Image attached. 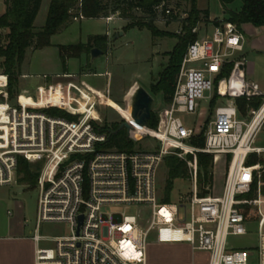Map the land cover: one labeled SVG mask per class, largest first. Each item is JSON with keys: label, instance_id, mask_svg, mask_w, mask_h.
<instances>
[{"label": "built area", "instance_id": "1", "mask_svg": "<svg viewBox=\"0 0 264 264\" xmlns=\"http://www.w3.org/2000/svg\"><path fill=\"white\" fill-rule=\"evenodd\" d=\"M191 31L198 34L197 26ZM243 41L236 23L221 21L187 45L160 131L138 125L126 131L130 140H136L138 129L156 138L146 149L103 147L107 135L99 132V101L77 80L43 82L10 100L7 76L0 74V186L29 188L19 182L20 161L37 173L32 186L38 189L36 222L30 236L34 264H148L151 237L206 253L204 264H264V166L246 164L251 155L264 158V147L252 146L264 124V95L246 79ZM229 64L228 75L217 79ZM53 89L61 103L51 101ZM135 91L126 97L128 108ZM214 93L224 102L207 123L203 147H193L189 140L198 134L200 121L185 126L178 114L202 115L200 102H210ZM254 97L262 99L258 108H250L249 118L240 117L235 99ZM54 108L64 115L46 113ZM122 121L133 123L131 113ZM197 152L227 158L217 191L213 182L198 190L195 159H186L187 153ZM171 155L186 161L191 182V190L176 202L165 200L157 180L164 158ZM42 224H65L69 234L41 235ZM252 236L254 245L229 242Z\"/></svg>", "mask_w": 264, "mask_h": 264}, {"label": "rangeland", "instance_id": "2", "mask_svg": "<svg viewBox=\"0 0 264 264\" xmlns=\"http://www.w3.org/2000/svg\"><path fill=\"white\" fill-rule=\"evenodd\" d=\"M49 1L43 0L41 3L34 21L35 30L40 29L45 21ZM167 3L169 9H172L177 14V20L169 24L157 22L155 25L161 31L177 33L180 31L181 20L186 16L188 3L182 0H169ZM197 3L201 10H208L212 17H221L222 10L219 0H197ZM240 5L241 2L237 0L232 3L231 7L238 8ZM2 12H4V1L0 0V14ZM203 22L205 23L204 18ZM126 25L127 23L125 21L117 18H112L107 24L104 19H81L67 23L51 37V46L39 50L27 49L19 69L20 73L26 74L27 77L21 78L19 76L17 86L25 87L32 91L36 85L42 84L43 82L54 83L56 81L76 80V78L63 79L57 77L56 74L67 72L81 75V79L93 88L99 90L108 88L110 99L107 103L105 100L102 101V99H99V112L108 127L121 123L124 118L128 119L131 113V107H127L129 99L126 97L129 96L131 91L141 87L152 96L151 111H154L159 119V125L154 130L159 132L166 117L168 104L163 103L160 95H154L150 92V84L166 64V54L172 50L176 43V38L152 37L146 28L126 27ZM106 31L108 35L106 53L94 59H91L90 55L86 53L81 54L78 58H69L66 60L65 70L63 69L57 48L58 45L83 44L89 35L105 34ZM6 33V29H0V44L4 43ZM203 36L204 33L199 32V37L202 38ZM1 63L2 59L0 58V74L2 73ZM87 67L92 70L89 72L95 71L96 74L101 73L104 75H83L82 72L88 71ZM43 75H46L48 78L44 79ZM262 80L264 81V78ZM204 94L205 96L208 95L207 92ZM51 96L56 101L62 102L58 90L53 89L50 94ZM222 102H224V99H217L216 105L213 109L209 110V101L202 100L199 105V110L202 112V115L197 116L196 113L190 115L178 114V117L185 126H193L194 122L199 120L198 134H200L206 128L207 123L213 118L216 106ZM250 108L252 107H248L246 110L245 119L249 118ZM46 113L53 116L59 115L51 111H46ZM134 137L136 140L131 141L135 149L153 147L157 141L150 133L148 134L146 129L135 130ZM252 146L264 147V124L255 135ZM259 157L261 158L262 156ZM226 163V157H215L212 155L211 173L212 182L215 184V191L220 188L222 183ZM165 179L166 167L163 164L157 172L158 184L162 189H164ZM190 183L189 179L174 180L169 193L170 202H176L180 194L189 192L191 190ZM37 197L38 189L36 187L27 188L13 184L1 185L0 222L3 219L4 224L5 220L8 219L18 234L29 238L34 231L36 222ZM112 210L121 211V209ZM127 213H131V211ZM38 232L41 235L58 236L69 234V229L65 224H42ZM229 242L235 247L254 245L255 237H232L229 239ZM149 245H152V250L158 252L170 250L168 247L156 245L153 237L150 238ZM175 251L177 252V250ZM201 261H204V259ZM21 264H26L24 258Z\"/></svg>", "mask_w": 264, "mask_h": 264}, {"label": "trees", "instance_id": "3", "mask_svg": "<svg viewBox=\"0 0 264 264\" xmlns=\"http://www.w3.org/2000/svg\"><path fill=\"white\" fill-rule=\"evenodd\" d=\"M169 0H50L46 12L45 21L38 30L34 28V21L39 12L42 0H4V12L0 15V29H6L5 40L0 44V58L2 59V73L7 76V94L10 100H14L18 93V78L21 75L20 66L27 49H43L51 46L50 39L67 23L75 18L100 19L110 15L127 23L126 27L146 28L152 37H175L176 43L172 50L166 54L167 62L150 84V92L160 95L164 104H169L173 95L175 79L178 73L183 55L187 45L194 41L197 33H192L204 18L208 20V12L197 7V0H182L188 3V10L185 18L181 20L180 33H169L161 31L156 27L157 22L169 24L177 20V14L169 9ZM237 0H219L227 20L240 24L248 23L255 27L264 28V0H239L240 8L234 10L231 6ZM177 5V4H176ZM169 9L170 14L165 16V10ZM214 25L218 21H212ZM106 35H90L84 44L58 45L59 56L65 70L66 60L78 58L82 53L89 54L91 48H98L106 53ZM231 64L218 75L217 79L226 77ZM219 99L216 93L209 102V110L213 109ZM262 99L254 97L252 101L245 98H236L235 103L240 117L246 115L248 107L258 108ZM51 112L59 115L64 113L56 108ZM158 116L154 111L150 113L147 127L157 128L159 125ZM119 124L108 127L103 119V125L99 132L106 133L107 141L105 148L117 150H131L133 142L127 137L125 129H118ZM205 130V129H204ZM189 144L196 148H202L204 144V131L189 140ZM187 160L195 159L196 162V184L198 190L203 186L212 184V155L204 153H187ZM229 159V156H228ZM260 163L264 166V158L251 155L246 161L247 165ZM166 167V179L164 184L165 200H169V193L172 183L176 179H186L188 169L186 161L175 155L167 156L163 160ZM19 182L31 188L36 180V171L30 170V166L19 162ZM201 194V193H200Z\"/></svg>", "mask_w": 264, "mask_h": 264}, {"label": "crops", "instance_id": "4", "mask_svg": "<svg viewBox=\"0 0 264 264\" xmlns=\"http://www.w3.org/2000/svg\"><path fill=\"white\" fill-rule=\"evenodd\" d=\"M197 7H198V3H197ZM239 8L240 6H238V8H233V9L238 10ZM198 9L200 8L198 7ZM221 10H222V15L221 17H218V18L212 17L209 11L206 10L208 12V20L205 21V23L202 20L198 24L197 26L198 36H199V32H203L205 34V33H209L212 31L214 27V24L212 22L213 20H216L218 22L228 21L227 16L222 6H221ZM113 18H116V17H113ZM100 19H104V18H100ZM105 23L107 24L108 22L105 21ZM239 27L243 34V38H244L243 50L240 54L245 58V61H246V66H245L246 79L256 83L260 91L263 94L264 93V81L262 80V78H264V28L255 27L248 23L240 24ZM92 35H106L107 40H108L107 31L105 32V34L102 33V34H92ZM87 70H88L87 72L84 71L82 72V74L92 75V76L104 75L101 73L96 74L95 71L89 72V71H92L91 68H88ZM56 75H59V76L73 75L74 78H76L77 82H79V84L81 83V85H83V87L86 90H88L89 92L93 93L96 96L98 101L99 99H102V101L105 100V102L107 103V101L110 99V92L107 87L103 90L93 88L87 83H85L83 79H81V75L70 74L67 72H63L62 74H56ZM20 77L26 78L27 76L26 74H21ZM63 79H66V78H63ZM22 91H31V90L25 87H21V86L18 87V93H21ZM50 99L53 103H61V102L56 101L54 97L52 96L50 97ZM98 112H99V108H98ZM99 114L101 115L100 112ZM101 117L103 118L102 115ZM152 245H148L147 247V263L148 264H204L206 262V258H207L206 253L193 251L188 245L183 244V243H174V244L156 243V245L158 246H165V247H168V249H170V250L162 251V252L152 250V247H151ZM175 250H177V252ZM179 251L182 254H180ZM23 258L25 259L26 264H34V261H33L34 244L33 242L31 241L30 237L27 238L21 234H18L16 232V229L13 228V225L8 219L5 220L4 224H3V219H1V222H0V264H21V261H23ZM202 259H204V261H201Z\"/></svg>", "mask_w": 264, "mask_h": 264}, {"label": "water", "instance_id": "5", "mask_svg": "<svg viewBox=\"0 0 264 264\" xmlns=\"http://www.w3.org/2000/svg\"><path fill=\"white\" fill-rule=\"evenodd\" d=\"M102 54V50L95 47L91 48L89 51L91 59H94ZM152 101V96L146 90L141 87L137 88L133 96L131 107V117L133 119V123L122 121L118 129H125L126 131H129L135 125L147 126L148 120L150 119ZM80 220L81 217H79V221Z\"/></svg>", "mask_w": 264, "mask_h": 264}, {"label": "bare ground", "instance_id": "6", "mask_svg": "<svg viewBox=\"0 0 264 264\" xmlns=\"http://www.w3.org/2000/svg\"><path fill=\"white\" fill-rule=\"evenodd\" d=\"M221 90H224V83L221 84Z\"/></svg>", "mask_w": 264, "mask_h": 264}]
</instances>
